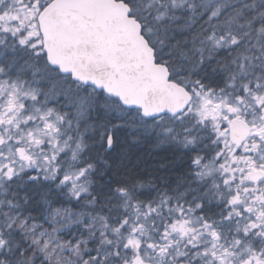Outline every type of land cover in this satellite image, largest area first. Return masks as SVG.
I'll return each instance as SVG.
<instances>
[{"label": "snow or ice", "instance_id": "1", "mask_svg": "<svg viewBox=\"0 0 264 264\" xmlns=\"http://www.w3.org/2000/svg\"><path fill=\"white\" fill-rule=\"evenodd\" d=\"M0 264H264V0H0Z\"/></svg>", "mask_w": 264, "mask_h": 264}]
</instances>
